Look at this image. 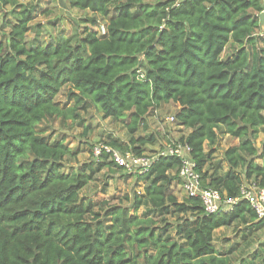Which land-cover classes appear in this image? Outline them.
Listing matches in <instances>:
<instances>
[{
  "label": "trees",
  "instance_id": "1",
  "mask_svg": "<svg viewBox=\"0 0 264 264\" xmlns=\"http://www.w3.org/2000/svg\"><path fill=\"white\" fill-rule=\"evenodd\" d=\"M69 6L91 15L88 26L103 21L105 33L85 27L44 42L33 8L0 0V264H264V243L235 263V244L214 243L220 228L243 226L246 239L264 227L247 201L206 213L200 198L175 196L179 159L158 156L144 174H127L91 148L81 163L80 149L47 126L81 124L94 106L103 120L125 122L127 143H104L140 156L156 140L138 131L171 103L187 131L175 141L189 147L202 188L222 198H238L244 183L264 188V0ZM227 45L234 50L223 59ZM65 87L72 103L60 106ZM225 134L238 144L217 158ZM102 168L143 183L141 191L115 204L82 196Z\"/></svg>",
  "mask_w": 264,
  "mask_h": 264
},
{
  "label": "rangeland",
  "instance_id": "2",
  "mask_svg": "<svg viewBox=\"0 0 264 264\" xmlns=\"http://www.w3.org/2000/svg\"><path fill=\"white\" fill-rule=\"evenodd\" d=\"M145 2L153 0H144ZM19 3L26 5L32 9V27L36 24L40 25V34L44 42L54 41L58 36L68 37L74 33L80 32L85 27L92 31H96L103 21L98 19V24L95 26H88L84 19L91 18V15L86 12L71 8L69 6L70 0H18ZM99 18V17H98ZM8 19L12 20L11 17ZM1 23V15H0ZM5 30H8V25H4ZM33 36L28 33L27 40ZM234 50L232 45H227L222 58L228 57ZM67 87L63 88L56 96L55 101L64 106L72 102L67 100ZM175 106L171 103L163 105L156 113L152 114L153 118L147 119V130L140 129L137 135H153L156 142L153 145H148L145 156L154 158L159 154L167 140H177L181 135L186 134L187 131L178 126L174 121H169L175 112ZM264 114V112H263ZM82 123H67V126L61 127L57 122H54L51 127L48 124L49 131L53 130L61 136H65L66 141L69 142L71 148L80 149L77 155L79 162H87L90 160V149L92 146L110 140H117L125 144L129 137L125 129V122L112 121L109 119L103 120L100 113L94 106L89 107L87 112L81 114ZM45 125H43L44 127ZM86 129V130H85ZM85 132V133H83ZM136 135V136H137ZM263 133L259 138L263 137ZM237 141H232L228 135L218 136L215 144V156L221 157L222 152L233 145H237ZM257 146L258 142H257ZM262 163L261 160H257ZM70 165H74L71 162ZM143 183L136 184L133 178H125L121 172H110L107 168H102L97 172L94 181H92L85 189L81 191L82 196H86L93 201L97 200H111L112 204L117 203L118 199H122L124 195H131L133 192H140ZM180 188V187H179ZM181 189V188H180ZM103 190H105L103 192ZM173 192L175 196L181 200L185 195L182 190H179L174 185ZM123 200V199H122ZM126 205V204H124ZM142 212V208L138 210V215ZM243 226L236 224L228 228H220L214 232V243L218 249H226L230 244H235L236 251L232 254L233 263L238 261L241 257H250L253 252H259V244L264 243V227L253 232L249 237L244 239L242 237ZM249 238V239H248ZM244 239V240H243ZM247 242V243H246Z\"/></svg>",
  "mask_w": 264,
  "mask_h": 264
},
{
  "label": "built area",
  "instance_id": "3",
  "mask_svg": "<svg viewBox=\"0 0 264 264\" xmlns=\"http://www.w3.org/2000/svg\"><path fill=\"white\" fill-rule=\"evenodd\" d=\"M97 27L96 31L103 35L105 33V25L100 24ZM169 121H174V118L170 117ZM103 155L116 167L121 168L123 172L137 175L144 174L158 156L175 157L179 159L177 168L178 185L185 196L200 198L206 213L229 212L239 200H245L259 219L264 218V188L256 186L254 183H244L240 187L238 198H222L218 190L202 188L199 174L195 170L194 162L190 157L189 147L173 139H169L163 150L154 158H149L145 155H134L130 151L122 152L104 142L92 147L93 158L98 160Z\"/></svg>",
  "mask_w": 264,
  "mask_h": 264
},
{
  "label": "water",
  "instance_id": "4",
  "mask_svg": "<svg viewBox=\"0 0 264 264\" xmlns=\"http://www.w3.org/2000/svg\"><path fill=\"white\" fill-rule=\"evenodd\" d=\"M263 12L260 14V17H259V19H260V26L262 27L263 26Z\"/></svg>",
  "mask_w": 264,
  "mask_h": 264
},
{
  "label": "crops",
  "instance_id": "5",
  "mask_svg": "<svg viewBox=\"0 0 264 264\" xmlns=\"http://www.w3.org/2000/svg\"><path fill=\"white\" fill-rule=\"evenodd\" d=\"M159 109H160V108H159ZM157 110H158V109H157ZM157 110H155V111H154V113H156V112H157ZM150 118H153V117H152V116H150L148 119H150ZM181 128H182V127H181ZM142 187H143V185H142ZM176 187H177L179 190H181V189H180L181 187H180L179 185H177V184H176ZM179 187H180V188H179ZM173 189H174V186H173ZM184 195H185V194H184Z\"/></svg>",
  "mask_w": 264,
  "mask_h": 264
}]
</instances>
